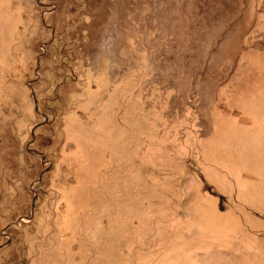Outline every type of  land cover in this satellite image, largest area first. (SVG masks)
Instances as JSON below:
<instances>
[{
  "label": "rangeland",
  "instance_id": "obj_1",
  "mask_svg": "<svg viewBox=\"0 0 264 264\" xmlns=\"http://www.w3.org/2000/svg\"><path fill=\"white\" fill-rule=\"evenodd\" d=\"M0 264H264V0H0Z\"/></svg>",
  "mask_w": 264,
  "mask_h": 264
}]
</instances>
